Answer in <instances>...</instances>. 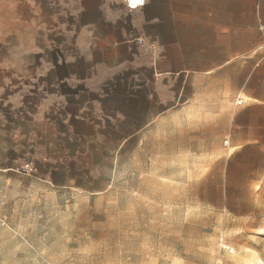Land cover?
Masks as SVG:
<instances>
[{
  "label": "crops",
  "instance_id": "obj_1",
  "mask_svg": "<svg viewBox=\"0 0 264 264\" xmlns=\"http://www.w3.org/2000/svg\"><path fill=\"white\" fill-rule=\"evenodd\" d=\"M135 1L0 0V168L58 122H106L123 74L136 136L164 126L182 157L264 159V0Z\"/></svg>",
  "mask_w": 264,
  "mask_h": 264
},
{
  "label": "rangeland",
  "instance_id": "obj_2",
  "mask_svg": "<svg viewBox=\"0 0 264 264\" xmlns=\"http://www.w3.org/2000/svg\"><path fill=\"white\" fill-rule=\"evenodd\" d=\"M129 75L106 84V122H58L3 161L0 264H264V159L182 157L164 126L136 136Z\"/></svg>",
  "mask_w": 264,
  "mask_h": 264
},
{
  "label": "built area",
  "instance_id": "obj_3",
  "mask_svg": "<svg viewBox=\"0 0 264 264\" xmlns=\"http://www.w3.org/2000/svg\"><path fill=\"white\" fill-rule=\"evenodd\" d=\"M126 6V8L128 10H133L137 4V2L135 0H122ZM236 104L237 105H240L241 104V100L240 99H237L236 100ZM220 243H222V239H220ZM225 250H227L229 253H233V249L232 248H229L225 245L222 246Z\"/></svg>",
  "mask_w": 264,
  "mask_h": 264
},
{
  "label": "bare ground",
  "instance_id": "obj_4",
  "mask_svg": "<svg viewBox=\"0 0 264 264\" xmlns=\"http://www.w3.org/2000/svg\"><path fill=\"white\" fill-rule=\"evenodd\" d=\"M254 264H262V263H260V262H258V261H257V262H256V263H254Z\"/></svg>",
  "mask_w": 264,
  "mask_h": 264
},
{
  "label": "flooded vegetation",
  "instance_id": "obj_5",
  "mask_svg": "<svg viewBox=\"0 0 264 264\" xmlns=\"http://www.w3.org/2000/svg\"><path fill=\"white\" fill-rule=\"evenodd\" d=\"M135 99V98H134ZM136 101V99L134 100V102Z\"/></svg>",
  "mask_w": 264,
  "mask_h": 264
}]
</instances>
